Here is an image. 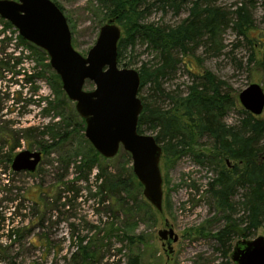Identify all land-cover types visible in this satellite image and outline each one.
<instances>
[{
  "label": "rangeland",
  "instance_id": "obj_1",
  "mask_svg": "<svg viewBox=\"0 0 264 264\" xmlns=\"http://www.w3.org/2000/svg\"><path fill=\"white\" fill-rule=\"evenodd\" d=\"M51 1L62 9L67 19L73 48L81 56L86 57L96 41L100 27L107 23L100 22L101 13L96 0ZM211 2L225 12H230L233 24L236 22L234 12L241 9L247 15L250 26L244 35H240L230 23L218 36L216 46L196 47L188 56L183 57V64L178 65L175 76L163 82V88L167 92H176L184 97L195 75L211 73L219 82L224 83L221 92L229 99V109L222 122L227 127L239 129L240 121L245 115L242 113L244 109L238 101V95L251 84L259 85L264 91V68L260 64L264 57L262 53L264 0H211ZM187 15V10L174 15L170 11L163 12L153 7L146 15L144 23L175 26ZM0 30L4 33L0 40L3 37L12 40L4 53L10 56L11 61L20 58V63L14 71L12 69L13 72H18V75L3 70L0 72V264H67L69 254L74 251V247L70 245L72 237L92 238L99 232L97 236L102 238L107 224L112 219L105 203L101 201V195L94 196L98 193L97 185H100V181L94 182L96 171H91L89 176L85 173L88 180L90 179L88 182L82 180L84 178L82 174L79 176L76 166L80 165L81 157L87 155L85 149L87 145L82 140L85 139L84 129L83 131L81 129V126L83 128L85 126L76 114L74 104L64 93L66 106H63L62 113L72 123L66 130L75 132L71 133L66 146L72 144L73 151L78 157L71 161L67 177L62 180L61 185L74 182L76 187L85 188L82 196L76 202H72L69 208L60 206L52 212L49 209L50 201L45 202L46 195H41L40 202L38 193L53 186L55 175L60 174V165L57 162L59 153L49 152L43 155L35 174H13L11 171L10 164L7 163L8 157L13 159L21 151L40 152L39 144L52 142L50 134L42 133L45 132L47 125L57 124V128L61 126L62 119L53 117V112L49 115L44 113L47 107L45 100L56 102L63 98L57 93L54 94L44 79L34 83L25 81L26 74L32 70L39 57L35 52H29L17 44L18 34L17 31L14 33L13 27L6 28L0 21ZM15 47L17 49L12 54L11 49ZM1 58H4L2 53ZM121 62L128 66L118 64L119 68L138 71L141 64L148 62L154 64L157 59L155 53L147 49L145 44L136 42L133 48H127ZM93 89L94 85L86 82L84 91L89 92ZM147 94H150V91L144 88L138 97L142 99ZM161 105L166 109L171 107L168 101L162 100ZM261 117L264 119V111ZM29 128L33 129L30 133L26 132ZM143 132L145 135H155L148 130ZM210 148V141L202 139L194 145L193 152L205 156L214 155ZM63 151H67V147ZM114 163L115 166L119 165L117 159ZM159 166L163 192L162 212L156 214L154 221L146 217L139 219L133 232L144 236L142 244L127 252L123 249L125 245L118 240H112V249L106 254L108 258L102 260L101 264H127L130 256H137L138 264H221L220 245L213 235L224 226L225 212L217 209L216 202L209 192V184L216 178L218 167H214L213 162L205 161L203 158L202 164H199L191 154L160 161ZM78 177L83 184L76 183ZM243 193L244 190L239 189L231 199L234 207L231 215L234 219L243 217V211L238 205ZM11 200L16 206L13 216L12 210L8 212L7 209L11 206ZM35 201L41 203L38 206L41 209L39 216L45 224L40 229H34L23 240H15L13 236L10 239V233H15L16 230L22 233L26 224L33 220ZM19 208L20 211H17ZM138 212L139 218L140 216L142 218L144 210L140 209ZM122 218L120 217L119 222L123 220ZM169 229L178 236L176 243L159 239L158 232ZM35 235L48 237L52 243L51 249L45 250L38 245ZM259 236L264 238V224L248 240ZM238 240L240 239L232 241V248Z\"/></svg>",
  "mask_w": 264,
  "mask_h": 264
},
{
  "label": "trees",
  "instance_id": "obj_2",
  "mask_svg": "<svg viewBox=\"0 0 264 264\" xmlns=\"http://www.w3.org/2000/svg\"><path fill=\"white\" fill-rule=\"evenodd\" d=\"M96 3L101 13L100 22L113 20L123 30L117 46V64L128 66L122 64L121 59L127 48H133L136 42L145 44L147 49L155 53L157 59L154 64L151 62L141 64L137 71L140 77L138 94L144 88L150 91V94L140 99L143 110L138 118V133L144 134L143 131L148 130L155 134L153 137L162 150L161 161L191 154L199 164H202L203 158L205 161L213 162L214 167H218L216 178L209 184V192L216 202L217 209L225 212V217L224 226L213 237L220 245L221 264H232L229 259L232 241L251 238L264 224V119L244 110L242 113L245 117L240 121L239 129L227 127L222 122L229 109L228 96L221 92L224 83L219 82L209 72L195 75L184 97L176 92H167L163 88V82L175 76L183 57L188 56L196 47L216 46L218 36L230 23L240 35H244L250 26L247 15L241 9L237 10L234 12L236 22L233 24L232 14L215 6L211 0H96ZM153 7L163 12L170 11L174 15L187 10L188 15L175 26L144 23L146 15ZM0 21L6 28L12 29L8 22L2 19ZM14 33L16 34V30ZM3 34L0 30V39ZM16 40L17 44L29 52H35L39 57L32 70L26 74L25 81L34 83L44 79L54 94L57 93L63 98L56 102L45 100L47 107H44V113L49 115L53 112V117L62 119V125H58V128L57 124L47 125L42 134H50L52 142L39 144V148L42 155L49 152L59 153L57 162L60 165V174L55 175V184L46 188L44 192H39L38 197L41 202V195L47 196L45 202L50 201L51 212L60 206L69 208L72 202H76L82 196L85 188L76 187L74 182L61 185L62 180L67 177L71 161L78 157L73 151L72 144L66 146L71 133L75 132L66 130L72 123L62 113L66 99L61 82L50 68L49 59L42 50L27 43L19 35H16ZM11 41L7 37L0 40V53L4 55V58L0 59V72L3 70L18 75V72L13 71L20 63V58L11 61L10 56L4 53ZM262 43L264 56V41ZM15 49L17 48L11 49L12 54ZM260 64L264 68V57ZM162 100L168 101L171 107L169 109L163 107ZM81 122L84 123L83 120ZM81 129L83 131L84 128L81 126ZM32 131V128L26 130L29 133ZM202 139L210 141V150L214 151V155L205 156L193 152L194 145ZM82 140L87 145L85 148L87 155L82 156L80 165L76 166L79 176L82 174L84 176L82 180L88 182L90 179L88 180L85 173L89 176L91 171H96L94 182L100 181V185H97L98 193L93 194L95 197L101 195V201L105 203L106 210L108 208L112 221L107 224L102 238L97 236L99 232L92 238L72 237L70 245L74 247V251L69 254L67 264H101L102 260L108 258L106 254L112 249V240H118L125 245L122 248L127 252L142 244L144 236L133 232L139 219L146 217L154 221L159 212L144 199L142 186L132 173L129 154L118 152L115 158L106 160L99 156L88 141L83 138ZM65 147L67 151H63ZM116 159L119 165L115 166ZM11 160V157H8L7 163L10 164ZM79 179L81 178H76V183L83 184L84 182ZM239 189L244 190L241 202L238 203L243 211V217L234 219L231 215L234 211L231 199ZM40 202L33 203L36 207L35 216L30 224H26L22 233L17 230L10 233V239L13 236L15 240H23L34 229L42 228L45 222L39 216ZM140 209L144 210L142 218L141 216L139 218ZM15 210L16 206L13 207L11 216L15 215ZM120 217H123L121 222ZM35 241L45 250L51 249L52 243L48 237L42 238L37 235ZM127 264H138V257L130 256Z\"/></svg>",
  "mask_w": 264,
  "mask_h": 264
},
{
  "label": "water",
  "instance_id": "obj_3",
  "mask_svg": "<svg viewBox=\"0 0 264 264\" xmlns=\"http://www.w3.org/2000/svg\"><path fill=\"white\" fill-rule=\"evenodd\" d=\"M0 19L47 55L63 93L84 121L85 139L103 159L115 158L120 150L129 154L132 173L142 186L144 199L161 213L162 150L153 136L137 131L143 110L138 97L140 77L135 70L118 67L121 29L109 20L100 27L94 45L83 57L72 46L62 10L51 0H0ZM86 82L94 85L92 91H84ZM238 101L253 116H261L264 111V91L257 84L241 91ZM41 159L39 151H21L13 157L10 167L15 173L32 174ZM158 237L178 241L172 229L159 231ZM229 258L232 264H264V238L238 240Z\"/></svg>",
  "mask_w": 264,
  "mask_h": 264
},
{
  "label": "flooded vegetation",
  "instance_id": "obj_4",
  "mask_svg": "<svg viewBox=\"0 0 264 264\" xmlns=\"http://www.w3.org/2000/svg\"><path fill=\"white\" fill-rule=\"evenodd\" d=\"M43 156V155H42ZM12 161V160H11ZM10 166H11V162H10ZM10 169H11V167H10ZM12 171V170H11ZM13 172V171H12ZM15 172H13V174H14ZM20 173H23V174H27V173H24V172H20ZM13 207H14V202H13V200H11V206L9 207V208H7L8 209V212H11V210H13Z\"/></svg>",
  "mask_w": 264,
  "mask_h": 264
}]
</instances>
